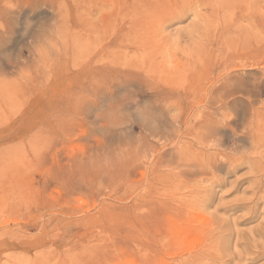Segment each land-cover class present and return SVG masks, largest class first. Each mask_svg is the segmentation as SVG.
I'll return each mask as SVG.
<instances>
[{
	"label": "rangeland",
	"instance_id": "1",
	"mask_svg": "<svg viewBox=\"0 0 264 264\" xmlns=\"http://www.w3.org/2000/svg\"><path fill=\"white\" fill-rule=\"evenodd\" d=\"M0 264H264V0H0Z\"/></svg>",
	"mask_w": 264,
	"mask_h": 264
},
{
	"label": "bare ground",
	"instance_id": "2",
	"mask_svg": "<svg viewBox=\"0 0 264 264\" xmlns=\"http://www.w3.org/2000/svg\"><path fill=\"white\" fill-rule=\"evenodd\" d=\"M220 88H221V87H220ZM213 121H214V120H213ZM213 121H212V122H213ZM212 122H211V123H212ZM216 123H217V122H216ZM220 123H221V122H220ZM223 123H224V121H223ZM208 124H209V126H211V125H210V122H209ZM214 124H215V123H214ZM214 124H213V126H214ZM215 125H216V124H215ZM217 125H218V123H217ZM217 125H216V126H217ZM213 126H212V128H213ZM214 129H215V128H214ZM217 130H218V129H217ZM219 130H220V129H219ZM219 130H218V131H219ZM215 131H216V130H215ZM215 131H214V132H215ZM232 131H234V130H232ZM209 133H210V132H209ZM211 133H212V132H211ZM215 133H216V132H215ZM219 133H220V131H219ZM216 135H218V133H217ZM240 135H241V134H240ZM240 135H239V136H240ZM212 136H213V135H212ZM212 136H211V137H212ZM241 136H243V135H241ZM213 137H214V136H213ZM215 137H216V136H215ZM235 137H236V136H235ZM214 139H216V138H214ZM214 139H213V140H214ZM218 139H219V138H218ZM218 139H217V140H218ZM238 139H239V137H238ZM217 143H218V142H217ZM235 143H237V142H235ZM23 145H24V144H23ZM235 145H236V144H235ZM24 147H25V146H24ZM195 152H197V151H195ZM198 153H199V152H198ZM171 154H172V153H171ZM206 155H207V154H206ZM219 159H220V158H219ZM202 161H203V160H202ZM193 253H194V252H193ZM199 253H201V251H200ZM202 253H204V252L202 251ZM202 256H203V255H202ZM188 261H190V260H188Z\"/></svg>",
	"mask_w": 264,
	"mask_h": 264
}]
</instances>
